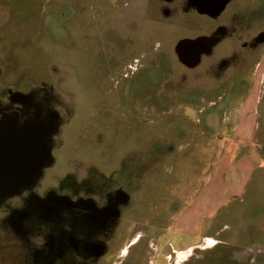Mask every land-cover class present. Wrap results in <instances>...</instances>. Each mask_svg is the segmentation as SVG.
I'll return each instance as SVG.
<instances>
[{
    "label": "rangeland",
    "instance_id": "374dc122",
    "mask_svg": "<svg viewBox=\"0 0 264 264\" xmlns=\"http://www.w3.org/2000/svg\"><path fill=\"white\" fill-rule=\"evenodd\" d=\"M115 1L112 5L109 0H0V63L4 61L1 67L8 74L7 82L17 87L18 78L38 81L45 77L40 70L51 63L52 82L47 80L54 85L52 112L56 115L50 141L46 135L44 140L26 143L47 145L39 152L43 157L38 175L26 173L18 182L0 188V199L4 197L2 202L9 205L0 203V264H52V242L19 241L18 221L10 215L12 205L21 204L22 192L36 193L45 171L52 176L56 195H61L56 190L69 174L78 180L87 175L91 181L119 177L121 187H127L128 174L136 176L132 209L127 203L115 209L120 216L114 240L107 242L106 253L86 257L84 264H232L216 244V256L200 257L205 248L192 244L201 242L202 236L172 229L160 235L161 224L173 216L170 203H190L208 180L214 155L222 152L232 128L223 117L217 118V149L209 150L214 129L206 115L216 111L215 115L224 116L232 105L222 104L223 96L216 92L208 93L205 68L187 69L177 58V41L193 31L183 17L167 20L173 11L169 0ZM260 1L250 0V5L243 0L237 6L244 14L250 9L251 15L259 11ZM147 64L152 67L151 78L142 70ZM172 84L189 87L176 89ZM192 86L197 101L187 96ZM162 94L173 96L166 99ZM35 121L40 126L45 122L40 116ZM128 193L122 189L115 197L127 202ZM57 197L61 201L54 198L52 205L72 204L70 196ZM152 237L157 238L154 244ZM22 257L25 260L20 261Z\"/></svg>",
    "mask_w": 264,
    "mask_h": 264
},
{
    "label": "flooded vegetation",
    "instance_id": "af4514ba",
    "mask_svg": "<svg viewBox=\"0 0 264 264\" xmlns=\"http://www.w3.org/2000/svg\"><path fill=\"white\" fill-rule=\"evenodd\" d=\"M240 1L243 0H169L167 3L173 9L166 17L167 20L174 22L175 18L183 17L189 30L193 31L177 41L174 47L177 58L187 69L205 68V74L209 78L208 93L216 92L219 98L223 96L222 104L231 103L228 98L237 90V84L241 83L242 77L248 74L246 66L249 62L255 66H264V61L260 59L261 51L264 50V8L260 6L264 4V0L260 1L262 3L258 7L259 11L251 10L253 12L251 15L248 14L250 9L244 14L243 10L238 8L237 4ZM233 7L237 9L233 10ZM227 36L231 37V42ZM182 42H187L185 48H181L183 61L177 49ZM146 60H150V55L146 56ZM3 64L4 61L0 63V182L6 179V172L3 169L10 159V154L13 153L19 162L25 161L26 154L27 157L31 156L28 161H37L40 156L43 157L42 147L43 149L47 147L44 142L41 147L38 144L27 146L26 143L29 141L35 143L36 139L44 140L46 135L50 141L52 121L56 119L52 112L54 85L47 80L52 66L48 65V68L46 66L43 71L45 77L42 79L38 81L28 79L29 82H25L22 77L14 81L17 87H10L12 83L7 82L8 74L4 73L1 67ZM117 65L115 63L114 66ZM142 70L152 77L150 64L142 67ZM131 76L134 81V74ZM168 80L172 82L170 78ZM169 81L166 83H170ZM172 86L182 90L189 87L187 84L182 88L177 84ZM176 89L172 91H178ZM192 89L193 86L187 96L194 98ZM162 96L169 99L173 95ZM146 100L152 101V97L147 96ZM37 116L45 120L44 125L40 126L35 121ZM160 147L164 148L165 145ZM35 151L38 152L34 153ZM37 154L39 157L35 158ZM131 175H127V189L120 186L119 177L91 181L87 175L78 180L73 174H69L61 180V186L56 193L70 196L72 204L54 206L52 199L61 201L57 197L61 195L52 194V176L47 177L45 171L38 182L36 193L24 191L21 204L17 208L12 205L10 215L13 214L18 221L19 241L25 244H27L25 240L42 241V245L51 241L52 257L49 259L52 258V264H56L58 260L65 262L78 260L84 264L86 257L103 255L108 249L107 242L110 239L114 240L116 222L120 216L115 213V209L125 206L126 203L128 208L132 209L131 190L136 188L137 182L135 174L132 177ZM122 189L129 193L125 198L127 202L125 200L120 203L115 196H119ZM2 201L4 197L0 199V203L9 206L7 201ZM89 202L97 204L98 209L96 210V206H90ZM106 204L111 205L105 209ZM28 258L30 263L35 262L33 255L28 254ZM22 260H25V257L20 261ZM37 261L41 262L42 258H38Z\"/></svg>",
    "mask_w": 264,
    "mask_h": 264
},
{
    "label": "crops",
    "instance_id": "0c3cea01",
    "mask_svg": "<svg viewBox=\"0 0 264 264\" xmlns=\"http://www.w3.org/2000/svg\"><path fill=\"white\" fill-rule=\"evenodd\" d=\"M97 16L99 21L101 13ZM185 45L187 42H182L177 48L181 60V48ZM261 53L260 59L264 61V50ZM246 69L248 74L228 98L232 109L224 116L211 112L206 115L209 126L214 129L209 150L213 146L217 149V118L223 117L224 124L232 126L222 152L214 155L208 180L187 206L177 200L170 203L173 216L161 224L160 235L172 229L202 236L201 242L192 244L205 248L199 250L200 257L202 254L216 256L220 250L230 257L232 264H264V66L249 62ZM49 71L52 82L51 67ZM156 239L152 237L153 244ZM214 245L220 246L219 250Z\"/></svg>",
    "mask_w": 264,
    "mask_h": 264
},
{
    "label": "water",
    "instance_id": "95a60500",
    "mask_svg": "<svg viewBox=\"0 0 264 264\" xmlns=\"http://www.w3.org/2000/svg\"><path fill=\"white\" fill-rule=\"evenodd\" d=\"M38 155V154H37ZM9 161L5 164L4 171L6 172V179L0 182V188L9 186L12 183L18 182L19 179H21L26 173L35 172L36 175H38V170H40L42 167L41 165V158L37 161L31 162L28 161V159L31 158V156L27 157L25 161L19 162L18 158L16 156H13L10 154ZM31 162V163H30Z\"/></svg>",
    "mask_w": 264,
    "mask_h": 264
}]
</instances>
